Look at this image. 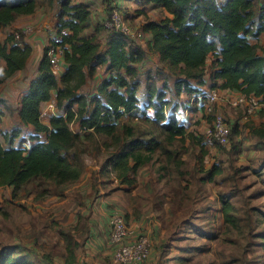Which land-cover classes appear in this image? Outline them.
Here are the masks:
<instances>
[{"label":"trees","instance_id":"16d2710c","mask_svg":"<svg viewBox=\"0 0 264 264\" xmlns=\"http://www.w3.org/2000/svg\"><path fill=\"white\" fill-rule=\"evenodd\" d=\"M146 1L165 8L170 14L160 21H146L143 28L151 33V48L160 54L165 65L157 67L170 71L169 77L172 76L178 94L185 91L193 103L196 102L194 105L204 110L205 99L200 97L211 88L237 90L245 96L254 95L264 100V52H260L258 43L251 41L264 33V0ZM53 2L49 0L50 5ZM39 3L40 0H0V30L20 15L36 12ZM58 4L55 32L61 34L62 30H67V33L61 35V40L50 36L40 61V74L32 80L21 102V121L33 126L35 134L21 138L20 145L15 146L14 141L22 129L3 131L0 127V134L8 144L4 146L0 141V187H12L13 197L35 179L61 188L81 177L82 136L71 129L72 122H79L84 131L90 132L87 138L96 134L120 141L117 134L123 118L131 115L138 118V114L144 116L152 109L154 114L150 119L162 125L167 142L186 134L185 123L175 116L179 106L173 105L162 87L166 85L162 83L158 87L149 73L143 82L138 67L143 54L132 49L119 32H110L103 51L97 34H85L92 23L90 5L73 0H58ZM102 29L101 25L97 33ZM24 38L22 29H17L0 42V58L7 63L6 67L0 66V83L27 65L33 48ZM56 46L64 48L66 65L61 76L52 71L48 55V50ZM210 55L214 56L211 83L204 89L200 86L206 83L204 76ZM99 65H106L108 77L100 82L96 93H84L82 88L88 75H93ZM159 71L163 70L158 69L157 73ZM141 87L145 92L144 100L139 97ZM53 92L63 113L52 116L50 123L45 124L41 120V105L52 98ZM262 112L264 115V109ZM1 115L0 112V124ZM124 131L128 143L110 154L105 164L121 183L133 186L138 171L153 159L154 153L169 151L164 141L156 137L135 135L132 126H126ZM251 132L264 138V125L252 126ZM29 139L32 143L23 146ZM104 145L107 149L110 147L108 142ZM220 173V168L211 171L209 180ZM232 209L230 202H223L227 221H232ZM0 255V264H28L6 250H1Z\"/></svg>","mask_w":264,"mask_h":264},{"label":"rangeland","instance_id":"374dc122","mask_svg":"<svg viewBox=\"0 0 264 264\" xmlns=\"http://www.w3.org/2000/svg\"><path fill=\"white\" fill-rule=\"evenodd\" d=\"M54 1L58 5V0ZM88 1L96 12L105 11L106 21L100 35L110 32L115 3L127 21L143 28L140 21L130 17L126 8L132 0H125L126 3ZM51 6L49 0H40V9L48 10ZM148 8L151 14L147 12V17L143 18L162 17L160 9L151 10L150 5ZM161 68L157 69L163 71H149V75L154 77L158 87L162 83L166 85L162 87L173 105L179 106L175 116L185 123L186 134L167 142L166 131L160 123L150 119L154 113L149 109L144 116L138 114V118L131 115L123 119L117 134L120 141L100 138L101 143L110 144V155L128 143L124 129L132 126L135 135L156 137L164 141L169 151L154 153L153 159L138 171L135 185H126L129 210L117 205L127 221L137 225V236L149 238L150 252L145 264H264V138L251 132L252 126L264 125V102L256 99L259 108L250 111L252 99H245L242 105H225L227 94H220L214 111L225 116L232 132L228 144L209 146L204 143V135L211 125L212 113L194 105L196 102L193 103L185 91L178 94L172 76L169 77L170 71ZM217 168L222 173L209 180L211 171ZM107 172L108 177H116L110 169ZM53 187L55 185L43 179H35L22 188L16 198L7 187H0V251L6 250L28 264H89L85 254L77 251L86 232L85 223L81 222L83 231L78 237L70 232L63 234L71 228H54L59 238L55 236L51 240L50 234L47 236V207L38 211L41 205L30 209L21 202L22 195L33 194L47 206V193ZM224 201L233 206L232 221L225 218ZM62 237L67 242L66 248L65 243L60 242ZM103 264L118 263L112 256Z\"/></svg>","mask_w":264,"mask_h":264},{"label":"crops","instance_id":"0c3cea01","mask_svg":"<svg viewBox=\"0 0 264 264\" xmlns=\"http://www.w3.org/2000/svg\"><path fill=\"white\" fill-rule=\"evenodd\" d=\"M134 1L135 0H132L130 4H126V8H128L131 13L130 17L134 19V21H140L143 26L148 20L160 21L163 18L170 16L165 8L156 7L153 2L143 0L139 1L140 4L139 2L135 3ZM55 2L56 1H54L52 5L53 7H49L48 10L40 9L38 6L36 12L20 15L11 25L3 27L0 30V42H4L6 37L17 29H23L27 26L37 27L35 32L24 38L33 48L27 65L25 68L18 70L0 83V112L2 114L0 127L3 131H11L16 127L22 129L20 136L14 141L15 146L20 145L21 138H28L31 134H35L33 126L25 125L21 121V102L24 94L28 91L32 80L39 76V65L44 55L45 47L49 44L50 36L55 34L57 14L60 9L59 4L57 5ZM73 2H83L90 5L92 10V23L91 26L86 29L85 34L92 36L97 34L98 41L101 43V49L104 51L107 46L110 32L106 36H103L100 35L101 31L97 33V29L106 21L105 11L103 10L100 12V10L99 12H96L91 6V1L88 0H73ZM122 2L126 3L125 0H121L120 3ZM133 2L140 6L134 8L133 5L135 4H133ZM148 5H150L151 10L160 9L163 13L162 17L159 19L143 18L147 12L151 14ZM97 9L99 10L100 7ZM133 10H135V12H133ZM140 11H143V13ZM145 17L147 16L145 15ZM251 41L260 45L261 48L259 50L263 54L264 33L258 38H252ZM130 44L132 49H138L143 54V59L138 65L143 82H145V78L149 71H152L153 73L157 72V66L159 64L165 66L161 61L160 54L151 48L152 38L150 32L146 31L144 38L133 39ZM213 57V55H210L207 61L204 76L206 83L200 86L201 88L206 89L210 87V72L212 70ZM0 66H7V63L3 58H0ZM108 75L109 72L106 70V65H99L93 75H88L87 83L83 86L82 91L89 94L96 93L98 85L104 78L108 77ZM194 84L198 86L196 82H194ZM144 86L145 83H143L142 87ZM142 87L139 91V97L141 100H144L145 92L143 94L140 93L144 91V88ZM223 93L227 94L226 101L224 100L225 105L244 104L243 99L245 96L241 94V92L237 90L220 89V94ZM62 113L63 109L57 104L56 92H53L52 98L49 101L43 102L41 105V120L45 124H49L52 116ZM70 127L73 131L80 133L82 136L81 145L83 152L81 154V164L83 167V173L81 177L77 181L62 188H58L57 186L51 188L49 193H47V206L43 204L42 199H37L33 194H21V202H25V205L30 209L33 205H41L42 208H38V211L39 209L47 207V236L50 234L51 240L54 239L55 236L56 238H59L58 233L55 234L54 228H66L67 230L71 228V230L63 232V234L70 232L73 237H78V234H81L83 231V228H80V224L81 222L85 223L86 228H84V231L86 232L83 239L80 241V246L77 251L85 254L87 260L90 261L87 263L103 264L106 260H110L114 253V247H111L109 241L111 212L112 210L117 209V205H122V207L125 206L126 211L129 210V192H127L128 190L126 189L127 184L121 183L117 177H108L107 169H110V167L105 163L109 157V150L100 142L101 136L95 134L94 136L87 138L86 134L88 135L90 132L84 131L79 122H72ZM41 137L44 139L45 136L41 135ZM0 141H2L4 146L8 145L1 134ZM31 143L32 141L29 139V141L24 143L23 146L30 145ZM118 181L120 182L119 184H117ZM26 186L27 185L24 187ZM6 187L9 191H12V187ZM14 198H12V200H14ZM128 224L134 233L132 237H136L137 225H133L130 222H128ZM64 237L60 238V242L65 243L66 248L67 242Z\"/></svg>","mask_w":264,"mask_h":264},{"label":"built area","instance_id":"2783aa9c","mask_svg":"<svg viewBox=\"0 0 264 264\" xmlns=\"http://www.w3.org/2000/svg\"><path fill=\"white\" fill-rule=\"evenodd\" d=\"M115 1V0H112ZM35 28L27 26L22 29L24 35H30ZM110 32H119L123 34L128 42H132L136 38H144L145 30L141 27L133 26L127 21L122 14L119 6L115 3L111 14ZM16 38H20V34L16 31ZM67 33V30H62L61 34L55 32V39L61 40L62 34ZM48 55L51 61L52 71L56 76H61L65 69L64 48L61 46L51 47L48 50ZM220 96L219 88H211L200 98L204 100L205 110L212 113L213 118L210 127L205 132V143L209 146L225 145L229 143L231 135V127L229 126L223 114L214 111V105ZM245 96V95H244ZM252 99V105H249V110L253 111L259 108L260 103L256 99L262 100L254 95L245 96V99ZM249 100V99H248ZM262 105V103H261ZM126 217L119 210L114 209L110 216L109 241L114 247L113 259L118 264H145L150 252L149 238L145 235L133 236Z\"/></svg>","mask_w":264,"mask_h":264}]
</instances>
